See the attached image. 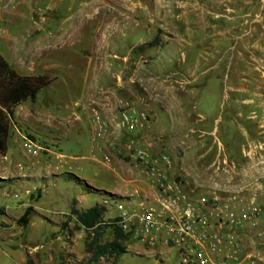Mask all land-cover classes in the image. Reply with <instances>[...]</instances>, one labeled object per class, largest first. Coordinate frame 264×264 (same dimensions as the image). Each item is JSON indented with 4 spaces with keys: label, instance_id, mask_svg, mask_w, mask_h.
<instances>
[{
    "label": "rangeland",
    "instance_id": "rangeland-1",
    "mask_svg": "<svg viewBox=\"0 0 264 264\" xmlns=\"http://www.w3.org/2000/svg\"><path fill=\"white\" fill-rule=\"evenodd\" d=\"M56 3L61 5L62 18H69L71 23H78L84 6L89 4L79 22L83 25L80 35L84 37V44L81 45L87 46L82 48L86 54L80 50L79 56L70 55L69 74L59 78L44 76L51 81L50 85L40 92L35 102L28 101L19 110L20 116L11 126L9 155L8 151L6 155L0 154V160L1 156L8 159L4 166L15 170L13 176L0 175V264H27L28 260L32 264H93L86 253L88 233L78 228L70 212L73 207L78 209L77 195H88L93 205L100 202L102 206L107 199L125 204L132 196L123 198L106 192L113 188L114 168H120L123 177L138 180V185L147 179L127 145L134 142L135 150L144 149L154 139L147 133L132 136L118 132L116 137L121 139L120 143L107 142L108 139L103 141L106 150L98 151L93 147L92 138L94 110L109 117L121 102L137 103L131 93L138 96L154 93L153 81L177 90L186 118L177 120L182 139L178 141L179 136L173 139L170 148L176 157L177 169L186 162L191 170L172 175L184 186L190 184L184 189L195 197L207 196L201 187L211 178L208 168L216 158L223 162V156L237 155L236 148L241 147L235 127L246 128V116L252 117V114L244 111L245 117L237 118V105L242 101L245 105H261L257 121L260 131L264 132V65L253 64L255 60H264V53L259 50L264 49V0H53V5ZM33 9L26 0L8 12L18 27L8 24L0 28L1 46H14L22 41L17 36L30 33L25 30L33 25ZM132 33L141 34L147 44L132 51L134 54L125 60L130 52L125 40ZM156 38L159 44L149 48ZM94 39L115 42L117 48L115 51L104 49L98 55L90 46ZM3 51L0 47V55L8 63ZM87 56L93 59L91 68L85 63ZM141 67L147 71L144 76L148 79L142 83L133 77ZM237 72H244L245 78H239ZM241 88H246L244 96L236 92ZM188 92L193 95L188 96ZM142 110L151 116L147 109ZM171 115L168 111L167 114L160 112L168 131L173 121ZM71 132L80 136L81 149L67 145L65 134ZM260 135L263 139L264 133ZM24 137L34 138L56 154L79 159L56 170L53 156L32 158L25 154ZM182 140L187 141L185 146ZM226 141L234 147L229 152ZM247 144L241 147L242 153ZM166 148H162V153L170 154ZM12 152L18 157L16 163L10 161ZM92 152L98 158L96 161L90 159ZM105 154L112 159L110 169L101 163ZM200 156L203 157L198 159ZM31 175L37 178L30 179ZM41 177L49 180L41 183ZM18 194L22 207L11 206L10 198ZM112 207L105 209L108 212ZM262 207L264 210V203ZM27 210H36L41 215L31 213L29 224L23 227L19 220ZM116 214L114 211L105 214L104 221L109 222ZM112 234L107 229L103 240L111 241ZM244 246L264 253V216L259 229L245 236ZM126 247L127 252L117 264H179L172 249L153 251L132 240ZM159 252L163 255L157 256ZM112 263V260H102L99 264Z\"/></svg>",
    "mask_w": 264,
    "mask_h": 264
},
{
    "label": "crops",
    "instance_id": "crops-1",
    "mask_svg": "<svg viewBox=\"0 0 264 264\" xmlns=\"http://www.w3.org/2000/svg\"><path fill=\"white\" fill-rule=\"evenodd\" d=\"M26 0H0V28L4 27L6 25H12L13 28L18 27L17 22H15L13 19L10 18L11 13L8 15V12H11V9L16 8V5L19 3H23ZM31 2V4L34 7L33 12V18L31 22L33 23L32 27L30 26L27 30L30 33L26 36H17L20 37L19 39H22V41L14 46H1V49L5 51V59L8 64L16 71V73L21 77H44V76H53V78H59L63 77L65 74L70 73V67L68 66L69 63V57L72 56H79L81 53L80 50L82 48H87V46H82L81 44H84L83 38L80 34L83 29V25L79 24V22L82 21L87 6H84V10L81 12L80 16L78 17V23H71L69 18H62L60 14V4H54L53 0H28ZM55 2V1H54ZM3 7V9H2ZM51 17V18H50ZM10 18V19H9ZM16 25V26H15ZM14 30V29H12ZM110 30V29H109ZM22 31V32H25ZM99 31V29H98ZM101 31V30H100ZM107 32L106 30H102ZM21 32V31H20ZM54 32V33H52ZM133 34V33H132ZM130 35L126 37L125 43L127 44V47L130 49L128 57H125V60H129L130 56L134 54L132 51L136 49H142L146 44L147 41L145 38L140 35ZM88 43L87 41H85ZM90 44V43H89ZM91 48L97 50V54H101L104 49H111L113 51L116 50L115 42L111 43L109 41L104 40H96L91 41ZM81 47V48H80ZM89 48V47H88ZM79 49V50H78ZM259 50L264 53V49L259 48ZM3 51V52H4ZM83 51V50H82ZM93 51V50H92ZM83 53L86 54V52L83 51ZM84 54V55H85ZM94 56L96 54L94 53ZM115 58L116 55L114 56ZM87 61L85 63L89 64V68H91V64L93 63V59L90 56H87ZM161 61V60H160ZM158 62L157 64H159ZM254 65H259L260 67H263L264 60H259L253 63ZM156 67V66H154ZM99 69V68H96ZM90 70V69H89ZM87 71V73H91L90 71ZM146 70L142 67L139 71L135 72V77L138 82L142 83L143 81L146 82L148 79L146 76ZM254 74V73H253ZM82 75V73L80 74ZM118 75V74H116ZM83 76V75H82ZM237 76L239 78H245L244 72H237ZM254 76V75H253ZM163 80V78H162ZM134 79L132 80V82ZM163 82H166L163 80ZM154 86V93L148 94V96H138L134 93H131L134 98L137 99V105L140 109H147L151 113V125L147 131L144 133H147L150 135L154 141L152 142V145L154 147V153H162L164 149H162L164 146L168 147L166 148L167 151H169L170 158L172 159V170L171 173L173 175L177 174L178 172L187 173L188 170H191V166L188 165L186 162L183 163L184 167H181L179 170L177 169L176 163V157L172 153V150L170 148V142L176 140L178 138V141H181L182 137H180V125L177 122V120H181L182 118H186V110L184 109V103L183 100L179 99L177 97L178 91L172 88H166L163 84L160 86L157 85L156 81L152 82ZM237 94H240L244 96L246 94V88H241L236 90ZM188 96L193 95L192 92L186 93ZM28 102L22 104L15 110V116L14 120H12V125L14 124V121L18 120L19 118V110L27 105ZM25 108V107H24ZM261 105H245L244 101L240 105L236 106L237 110V118H244L245 114L244 111L250 112L252 114V117H247V127L244 128L243 126L235 127L236 133L240 134V145L241 147L245 142L249 144L251 143H264V138L260 139L261 133H264L260 131L258 127V113L261 112ZM164 111L167 114V111L170 112L171 116L170 118L173 119L172 122H170V131H168L166 126L162 124L160 112ZM116 115V110L111 111V116L109 118L114 119ZM240 120V119H238ZM199 121V119H198ZM200 122V121H199ZM230 125V123H229ZM218 128V126L216 125ZM15 128V127H14ZM219 129V128H218ZM240 131V133H239ZM243 131V132H242ZM118 132H115L111 138L107 142L114 141L120 143V138L116 137ZM139 134V135H143ZM205 133V132H204ZM243 133V134H242ZM120 134V133H118ZM208 135H212V132L206 133ZM242 134V135H241ZM66 142L67 145H71L74 149H81V139L79 135H74L71 133H66ZM134 136V135H132ZM187 141L182 140V143H185ZM226 150L229 152L231 148H234L230 146L229 142H225ZM95 145V147H94ZM188 146V145H187ZM93 147L97 149L98 151H104L106 150V146L103 142L98 144H93ZM241 147L237 146V155L236 154H230L228 156H223L224 159L227 158L228 165L224 166L222 164V161L218 158L210 165L208 168V172L211 173L210 179L208 182L201 187L202 192L208 195L210 198H217L222 203H229L230 198L238 193L239 191H244V195L249 197L253 193H257L259 195V201L260 204L263 205V199H264V165H261L260 161L264 160V155H260L262 159H257L258 162H251L249 159L244 157V150L243 153L241 151ZM9 149V146H8ZM14 152V150H13ZM12 152V156H9L10 161H13V163L18 161V157ZM166 152V151H165ZM222 154V153H220ZM9 155V150H8ZM71 158H77L76 156H68ZM203 156H200L198 159H201ZM79 159V158H77ZM215 159V156L213 157V160ZM5 167L4 169H0V175L1 176H7L15 174V170L13 168H9L8 166H4L3 164H0V168ZM252 170V171H251ZM114 174L113 179V188H109L106 190V192L112 194L113 196H132L133 201L135 204H139L143 202V200H146L148 197H150L153 193V190L151 189L149 183L147 182V179L144 181H141L140 184H136L138 180H131L129 178L123 177V173L120 171V168H114L112 171ZM3 174V175H2ZM54 174V173H53ZM62 175V174H61ZM20 177V176H19ZM30 179H35L37 177H34V175H31L29 177ZM49 180L48 177H41V183H44V181ZM85 180V179H83ZM123 182V184H122ZM185 186H189L190 184L185 183ZM89 186V185H88ZM90 187V186H89ZM199 188H196V190ZM192 190L195 191L193 188ZM130 193V195H128ZM14 196V195H13ZM20 194L17 196L10 198L11 206H19L22 207L19 204H22V201L20 199ZM78 200V210L80 211H86L89 210L96 205H99L100 202H96L94 205L91 204V201L89 199L88 195H84L83 193H79L77 195ZM10 209V207H8ZM38 208V207H37ZM11 209H14L11 207ZM72 210V208H71ZM70 211V210H69ZM116 210L114 207L108 209V212L106 210V215L112 213ZM11 212V211H10ZM71 212V211H70ZM31 213H35L37 216H40V212L36 210H32ZM1 214V213H0ZM2 214H4V211H2ZM9 214V213H8ZM40 214V215H39ZM70 215V214H69ZM118 216V213L114 215L113 217H110L109 219H114ZM74 218V217H73ZM105 219V216H104ZM75 222L76 219L74 218ZM157 255H161L159 252ZM163 255V254H162ZM164 262H167L166 260ZM264 264V263H263Z\"/></svg>",
    "mask_w": 264,
    "mask_h": 264
},
{
    "label": "built area",
    "instance_id": "built-area-1",
    "mask_svg": "<svg viewBox=\"0 0 264 264\" xmlns=\"http://www.w3.org/2000/svg\"><path fill=\"white\" fill-rule=\"evenodd\" d=\"M150 125V114L135 102H121L114 119L94 110L93 143L107 141L115 132L139 135ZM23 141L26 155L32 158L53 156L56 170L77 160L50 151L34 138L24 137ZM135 145L132 142L127 148L134 152V158L153 190L152 195L139 204H135L134 197L125 204L108 199L102 204L104 208L115 206L118 216L112 220L130 240L153 251L172 249L179 264H260L264 261L263 252L244 246L245 236L259 229L264 216L257 193L247 197L241 190L230 198L229 203L208 195L195 197L185 191L183 182L173 177L172 159L167 153H154L152 143L136 150ZM260 155H264V143H251L244 152V157L252 163L262 159ZM90 159H98L95 152ZM7 160L1 156L0 163ZM101 163L110 169L112 159L105 154ZM260 163L264 165V160ZM222 164H229L227 158Z\"/></svg>",
    "mask_w": 264,
    "mask_h": 264
},
{
    "label": "trees",
    "instance_id": "trees-1",
    "mask_svg": "<svg viewBox=\"0 0 264 264\" xmlns=\"http://www.w3.org/2000/svg\"><path fill=\"white\" fill-rule=\"evenodd\" d=\"M156 38L148 47L152 48L159 44ZM50 80L46 77H21L16 71L4 61L0 55V154L6 155L11 134L12 120H14L17 107L28 101L35 102L42 90L50 85ZM72 179L80 183L74 176ZM1 213V211H0ZM106 209L100 205L80 211L73 207L71 216L76 219L78 228L84 229L88 233L86 241V253L90 255L93 264H99L102 260H112V264H117L118 260L127 252L126 244L129 236L115 225V221H104ZM31 210H27L19 224L26 227L29 224ZM112 231V240H103L106 230ZM27 264H32L27 261Z\"/></svg>",
    "mask_w": 264,
    "mask_h": 264
},
{
    "label": "bare ground",
    "instance_id": "bare-ground-1",
    "mask_svg": "<svg viewBox=\"0 0 264 264\" xmlns=\"http://www.w3.org/2000/svg\"><path fill=\"white\" fill-rule=\"evenodd\" d=\"M201 24V23H200Z\"/></svg>",
    "mask_w": 264,
    "mask_h": 264
}]
</instances>
